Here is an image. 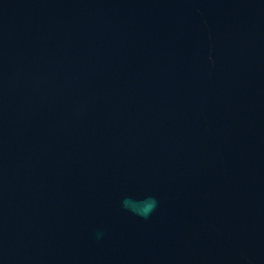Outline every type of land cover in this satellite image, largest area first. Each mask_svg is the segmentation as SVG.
<instances>
[{
  "label": "water",
  "instance_id": "obj_1",
  "mask_svg": "<svg viewBox=\"0 0 264 264\" xmlns=\"http://www.w3.org/2000/svg\"><path fill=\"white\" fill-rule=\"evenodd\" d=\"M0 264H264V0H0Z\"/></svg>",
  "mask_w": 264,
  "mask_h": 264
},
{
  "label": "clouds",
  "instance_id": "obj_2",
  "mask_svg": "<svg viewBox=\"0 0 264 264\" xmlns=\"http://www.w3.org/2000/svg\"><path fill=\"white\" fill-rule=\"evenodd\" d=\"M143 203V209L142 212H140L139 214L142 215H147L150 213V211L154 210L155 206H156V201L155 198L149 197L147 201L142 202Z\"/></svg>",
  "mask_w": 264,
  "mask_h": 264
}]
</instances>
